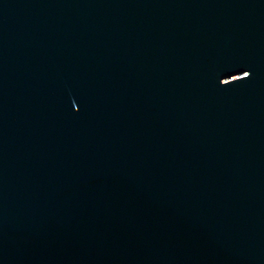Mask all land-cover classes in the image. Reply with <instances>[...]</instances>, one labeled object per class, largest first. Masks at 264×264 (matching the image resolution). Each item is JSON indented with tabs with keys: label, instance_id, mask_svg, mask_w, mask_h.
I'll return each instance as SVG.
<instances>
[{
	"label": "water",
	"instance_id": "water-1",
	"mask_svg": "<svg viewBox=\"0 0 264 264\" xmlns=\"http://www.w3.org/2000/svg\"><path fill=\"white\" fill-rule=\"evenodd\" d=\"M0 264H264V0H0Z\"/></svg>",
	"mask_w": 264,
	"mask_h": 264
}]
</instances>
